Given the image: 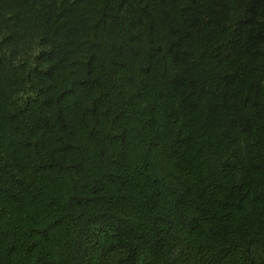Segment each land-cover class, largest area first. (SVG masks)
<instances>
[{
	"label": "trees",
	"instance_id": "obj_1",
	"mask_svg": "<svg viewBox=\"0 0 264 264\" xmlns=\"http://www.w3.org/2000/svg\"><path fill=\"white\" fill-rule=\"evenodd\" d=\"M0 264H264V0H0Z\"/></svg>",
	"mask_w": 264,
	"mask_h": 264
}]
</instances>
